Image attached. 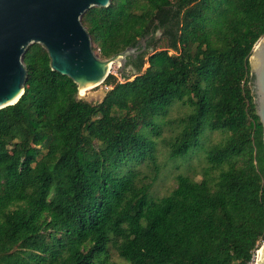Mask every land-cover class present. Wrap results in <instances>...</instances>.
Returning <instances> with one entry per match:
<instances>
[{
  "label": "trees",
  "instance_id": "trees-1",
  "mask_svg": "<svg viewBox=\"0 0 264 264\" xmlns=\"http://www.w3.org/2000/svg\"><path fill=\"white\" fill-rule=\"evenodd\" d=\"M79 20L101 60L150 37L99 102L76 100L39 45L21 56L23 93L0 109V264H248L264 240L248 86L264 0H110ZM160 144L184 173L155 197Z\"/></svg>",
  "mask_w": 264,
  "mask_h": 264
},
{
  "label": "water",
  "instance_id": "water-1",
  "mask_svg": "<svg viewBox=\"0 0 264 264\" xmlns=\"http://www.w3.org/2000/svg\"><path fill=\"white\" fill-rule=\"evenodd\" d=\"M110 0H0V109L14 105L23 93L26 71L21 56L32 45H39L48 58L49 70L68 78L76 87V100H87L80 94L95 88L110 75V67L123 73L128 58L145 52V41L127 47L108 59L93 52L88 33L80 16L90 8H107ZM249 89L255 115L262 130L264 150V35L248 58ZM101 101V100H100ZM254 264H264V240L257 249Z\"/></svg>",
  "mask_w": 264,
  "mask_h": 264
},
{
  "label": "rangeland",
  "instance_id": "rangeland-1",
  "mask_svg": "<svg viewBox=\"0 0 264 264\" xmlns=\"http://www.w3.org/2000/svg\"><path fill=\"white\" fill-rule=\"evenodd\" d=\"M158 47H163L162 45H159ZM94 54L97 55V51H94ZM98 56V55H97ZM146 68V64L143 65V69ZM123 72L128 75V68H124ZM110 75H112L116 81L122 82V79L120 78V74L118 72V67L113 66L110 70ZM133 77H131L129 80H131ZM108 90L107 87H104L103 85H99L95 88H90L87 90H84L82 95L88 96L86 102H99L102 97L104 96L105 92ZM185 113V110L177 105L173 106L170 109V112L165 117V120H173L177 117H181ZM175 127H167L164 128L163 132L161 133L162 138L170 137L174 134ZM220 138L219 135L212 136V142H216ZM190 172H187V176L197 180L200 178V172L201 167L203 166L197 159L194 157L190 160ZM180 158L174 159L173 161H169L167 159L165 147L160 144L158 146L157 151V158L156 163L159 166V172L156 176L155 181L152 184L151 192H153L155 197H162L166 194H168L172 189L175 187V177L181 173H184V169H182V166H177L175 168V163H179ZM110 261L113 264H125L122 262L117 256L112 254V257Z\"/></svg>",
  "mask_w": 264,
  "mask_h": 264
},
{
  "label": "built area",
  "instance_id": "built-area-1",
  "mask_svg": "<svg viewBox=\"0 0 264 264\" xmlns=\"http://www.w3.org/2000/svg\"><path fill=\"white\" fill-rule=\"evenodd\" d=\"M257 250H255L251 256L250 262L248 264H254V259H255V255H256Z\"/></svg>",
  "mask_w": 264,
  "mask_h": 264
},
{
  "label": "bare ground",
  "instance_id": "bare-ground-1",
  "mask_svg": "<svg viewBox=\"0 0 264 264\" xmlns=\"http://www.w3.org/2000/svg\"><path fill=\"white\" fill-rule=\"evenodd\" d=\"M113 66H115V65H112V66L110 67V70L112 69V67H113ZM87 89H88V88L82 89V90H80V92H79V93H80V94H82V93H83V91H84V90H87Z\"/></svg>",
  "mask_w": 264,
  "mask_h": 264
},
{
  "label": "flooded vegetation",
  "instance_id": "flooded-vegetation-1",
  "mask_svg": "<svg viewBox=\"0 0 264 264\" xmlns=\"http://www.w3.org/2000/svg\"><path fill=\"white\" fill-rule=\"evenodd\" d=\"M138 46H139V43H138ZM136 47H137V45H136Z\"/></svg>",
  "mask_w": 264,
  "mask_h": 264
}]
</instances>
